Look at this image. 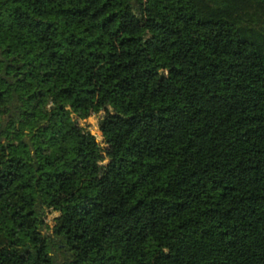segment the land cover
I'll list each match as a JSON object with an SVG mask.
<instances>
[{"label": "trees", "instance_id": "16d2710c", "mask_svg": "<svg viewBox=\"0 0 264 264\" xmlns=\"http://www.w3.org/2000/svg\"><path fill=\"white\" fill-rule=\"evenodd\" d=\"M0 264H264V0H0Z\"/></svg>", "mask_w": 264, "mask_h": 264}, {"label": "rangeland", "instance_id": "374dc122", "mask_svg": "<svg viewBox=\"0 0 264 264\" xmlns=\"http://www.w3.org/2000/svg\"><path fill=\"white\" fill-rule=\"evenodd\" d=\"M101 114L102 112L94 113L87 119L80 121L79 124L87 128L92 134L96 136V139L99 142L101 148H106L107 144L104 141V134L100 131L98 126V120ZM57 215H58L57 211L50 209L44 213L41 219L43 222H46L49 227H52L54 223L53 218Z\"/></svg>", "mask_w": 264, "mask_h": 264}]
</instances>
